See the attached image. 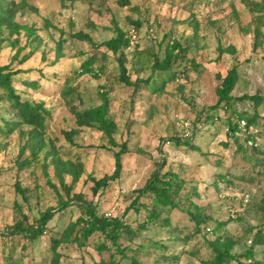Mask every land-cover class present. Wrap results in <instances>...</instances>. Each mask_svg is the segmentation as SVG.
<instances>
[{"label": "rangeland", "instance_id": "rangeland-1", "mask_svg": "<svg viewBox=\"0 0 264 264\" xmlns=\"http://www.w3.org/2000/svg\"><path fill=\"white\" fill-rule=\"evenodd\" d=\"M5 1L12 9L2 26L0 65L18 70L12 85L22 101L42 104L46 146L37 161L21 165L30 154L22 149L28 126L0 89V264H52L53 241L87 207L121 218L136 234L118 239L123 253L99 232L84 245L61 243L58 264H130L132 257L141 264H202L212 254L208 239L217 235L238 240L232 249L238 258L226 264H264V244L254 247V258L244 257L254 232L264 235L258 204L264 197V102L245 98L264 95V0ZM117 27L129 41L123 53L101 45ZM118 57L130 84L121 80ZM88 59L90 70L82 71ZM233 70L238 79L231 99L216 104V90ZM104 100L116 124L111 136L77 123L78 110ZM254 110L255 149L226 136L232 115ZM48 151L63 163L62 177L45 158ZM155 172L162 180L177 175L169 188L177 206L158 203L157 218L147 221L157 200L152 192L135 197ZM102 179L105 185L98 186ZM189 201L211 216L199 232L185 210ZM48 208L55 214L40 236L11 234L17 224L36 228ZM250 225L255 228L247 233Z\"/></svg>", "mask_w": 264, "mask_h": 264}, {"label": "trees", "instance_id": "trees-1", "mask_svg": "<svg viewBox=\"0 0 264 264\" xmlns=\"http://www.w3.org/2000/svg\"><path fill=\"white\" fill-rule=\"evenodd\" d=\"M129 0H119L121 5H124ZM9 2L7 3L5 0H0V41L2 40V26L8 23L9 17H11V7L8 6ZM138 24V23H137ZM24 29H27L29 32V28L26 25H23ZM80 38L85 40H90L87 34H78ZM93 44L92 41H90ZM128 38L126 37V33L117 27V35L113 38H110L106 41H103L101 45L105 46L108 50H111L113 53H123V50L128 46ZM60 47V46H59ZM176 46L173 47V50ZM173 50H170L173 52ZM119 60V67L121 70V80L126 84H130L128 78L124 75L125 67L123 65V61L120 57ZM92 63L91 59H88L84 63H82V71L90 70L88 67ZM161 66L158 62L154 65V68ZM166 67V66H163ZM18 70H11L9 65H0V89H2L5 93V96L13 100L14 108L17 109V116H19V122L23 125H27V133L25 131H21V134L25 136L26 141L22 146V149H29L30 154L29 157H25L21 161V165H25L28 163H33L37 161V155L45 148L46 144L42 138V131L44 129V117L43 114L40 112L42 110V104H31L29 101L20 99L19 94L16 93L13 85H12V76L16 74ZM238 79L236 71H231L224 77L220 87L217 88V93L219 95V99L216 104H219L222 101L228 103L230 101L229 93L235 86V83ZM147 81L144 82V84ZM3 92L1 93L4 94ZM252 101H254L255 105H259L260 103L264 102V95H260L255 93L254 95L246 96ZM77 115V123L79 125H87V126H94L99 130H102L106 135L111 136L112 133L116 130V124L113 121L111 115H109L108 111V104L107 101L104 100L101 104L96 106H91L83 110H78L76 112ZM259 117L258 111H255L248 115L246 113H238L237 115H232L228 121L226 126V136L230 139H233L235 142H240L242 145H248L247 147H251L253 149L257 148L256 139L258 137V131L253 132L250 128H258L257 127V119ZM244 118L246 120V131L244 135L239 134V128L237 126V120ZM9 126V132L12 130V123L7 124ZM4 130V129H2ZM24 132V134L22 133ZM260 132V131H259ZM238 144V149H241L242 145ZM21 149V151H23ZM50 158L49 164L53 165L56 171V175L58 177H62V162L59 158L55 157V154L51 151L45 153V158ZM116 165L117 169L120 167V152L115 153ZM43 166L46 167V164L43 163ZM72 175L75 176L74 171H70ZM177 179V175L173 172L167 173V178L162 180L161 177L158 176L157 172L154 173L151 180H149L144 187L138 190V194L135 197L137 200L140 196L144 195L147 192H152L154 194V198L157 200L154 202V206L148 211L146 220L151 221L158 216V211L156 208V204L162 205H170L171 207L177 206V203L174 202L173 197L170 195L169 188L173 184V182ZM162 183L163 186L157 185L158 183ZM106 180L102 179L97 182L98 186L105 185ZM243 201H245L246 197L242 196ZM245 202H248V197ZM65 203L63 206H65ZM257 204V203H256ZM259 207L264 211V197L263 200L258 203ZM192 207L195 208V211L191 210ZM129 210V207L128 209ZM137 210V207H136ZM190 215V218L194 221L196 226V232H199V226L202 223H207V221L211 220V216L205 214L201 211L198 206L189 201L187 208H185ZM55 214L54 208H48L45 211L41 212L38 219L36 228H25L22 227L20 224L15 226V229L11 231V234L18 232L21 233L24 237H38L40 236L47 224V222L53 217ZM86 215L84 217L78 218L76 221L70 223L65 230H63L61 237L59 239H55L53 241L52 250L54 252V257L52 259V264H58V253L56 251V247L61 243H70L75 242L78 245H84L86 243V239L95 232L101 233L105 238L109 239L112 245L115 246L116 250L123 253L124 249H121L118 244V239L123 235L134 236L136 232L132 229L129 225L123 222L121 218L114 217V218H107L102 215H98L94 207H87L86 208ZM233 216V214H232ZM80 222H83L84 225L80 226L77 229V226ZM224 223H218L217 226L221 227L224 226ZM255 226L250 225L247 229V233H250ZM72 235H74L72 237ZM250 245L248 249L244 253L245 258H254V247L256 245L264 244V235L261 229H258L254 232L253 236L249 239ZM208 245L211 248V256L208 259H202V264H226L233 259L238 258L236 253H232L233 247L238 243V240L235 239L232 235H217L214 239H208ZM107 246V245H106ZM105 245H101L102 248H109ZM256 264H260V262L256 261ZM130 264H141L135 257L131 258Z\"/></svg>", "mask_w": 264, "mask_h": 264}, {"label": "built area", "instance_id": "built-area-1", "mask_svg": "<svg viewBox=\"0 0 264 264\" xmlns=\"http://www.w3.org/2000/svg\"><path fill=\"white\" fill-rule=\"evenodd\" d=\"M237 126H238L239 131H240L239 134L244 135V132L246 131V120L244 118L238 119L237 120ZM250 128L253 130V132L258 131L257 128H254V129L252 127H250ZM247 197H248V195H246V199H247ZM246 199H245V201H246Z\"/></svg>", "mask_w": 264, "mask_h": 264}]
</instances>
